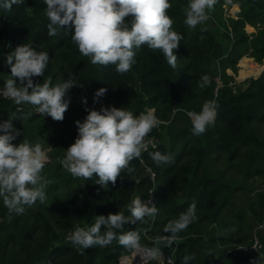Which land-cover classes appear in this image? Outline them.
Instances as JSON below:
<instances>
[{"label": "trees", "instance_id": "trees-1", "mask_svg": "<svg viewBox=\"0 0 264 264\" xmlns=\"http://www.w3.org/2000/svg\"><path fill=\"white\" fill-rule=\"evenodd\" d=\"M220 2H235L239 13L234 21H228L229 25L222 22L217 28H213V14L208 15L211 31L201 24L189 29L185 19L181 23V9L189 0L168 9L172 29L182 36L174 53L175 68L159 50L152 51L145 45L134 49V63L124 74L117 73L114 65L91 64L88 57L79 53L70 36L60 32L50 37L44 0H22L11 10L0 9V90L11 75L5 59L23 44L49 55L44 75L33 77L34 84L51 81V86H55L68 80L76 84L68 90L65 99L69 106L60 122L41 116L31 105L18 106L0 95V123L14 114L22 117L32 113L28 119L12 120L13 127L21 132L12 143L18 146L27 140L32 144L46 135L54 143L53 158L58 161L53 168L45 169L44 179L53 189L48 197L52 207L50 217L39 202L24 214L10 217L0 201V264H117V258L129 250L115 241L104 248L84 250L74 247L67 237L76 226L93 225L96 216L118 212L129 215L127 205L137 196L144 201L148 191L152 192L157 215L147 218L148 223L126 224L125 231L139 228L148 229L149 236L161 235L169 221L178 219L195 202L197 219L178 234L181 242L175 247L173 264H183L186 255L194 257L188 264H254L248 255L232 254L233 246L247 243L253 223L264 219L261 196L257 208L249 212L243 203L244 195L253 189V178L264 182V70L258 78L248 79L244 89L235 92L224 70H233L242 56L238 50L244 45L255 61L263 58L264 32L259 31L247 43L249 37L243 27L264 23V0ZM204 75L210 78V83L202 88L199 84ZM16 83L19 86L18 80ZM101 88L107 89L97 98L104 101L103 108H124L134 116L155 109V116L162 121L148 135L154 138L155 147L142 153L143 164L134 159L130 166L136 171L131 175L122 172L116 184L109 183L108 187L95 184L96 177L74 178L61 169L64 156L60 149L67 141L66 124L73 119L83 122L88 114L86 108L96 111L102 108L93 102L94 93ZM85 99L86 104L82 103ZM210 100L218 104L215 122L202 135L195 136L187 112H199ZM18 108L23 112H17ZM77 136L76 129L70 139L72 144ZM155 151L171 154L172 163L157 167L150 158ZM247 181H250L248 188ZM228 214L233 223L214 230L212 225ZM201 226H206V230L199 231ZM257 239L260 253L264 254V241L259 235ZM141 244L153 246L145 239ZM218 245L223 246V257L215 252ZM172 248L173 245L162 248L163 254L170 253ZM229 256L230 260H226Z\"/></svg>", "mask_w": 264, "mask_h": 264}, {"label": "clouds", "instance_id": "clouds-1", "mask_svg": "<svg viewBox=\"0 0 264 264\" xmlns=\"http://www.w3.org/2000/svg\"><path fill=\"white\" fill-rule=\"evenodd\" d=\"M22 0H0V9L11 10ZM47 5L44 14L49 23L47 34L56 36L62 32L70 36L79 53L90 59L91 64L114 65L119 74L130 71L135 52L141 46L152 51L159 50L167 63L176 67L174 54L180 46L182 36L172 29L173 20L167 15L172 7L169 0H44ZM216 0H189L184 23L189 29L207 20V12ZM49 62L47 52H37L30 45L18 46L5 59L10 66V78L4 83L0 95L11 99L16 105H31L41 116H48L60 122L64 119L69 101L67 92L76 86L74 80L51 86V81L33 83V77L44 75ZM19 81L17 86L16 81ZM200 87L210 83L204 75L200 78ZM107 89L101 88L94 93L93 102L102 97ZM82 103H87L86 99ZM218 104L215 100L206 101L199 112L189 111L191 132L202 135L207 127L214 124ZM83 122L76 121L78 136L65 151L61 160L62 167L74 178L84 180L96 177L95 184L101 187L113 186L122 172L131 175L136 169L131 165L134 159H141L148 150L147 140L151 131L162 121L155 116V109L134 116L124 108H101L88 110ZM17 112H23L18 108ZM31 112L13 115L0 123V200L7 208L9 216L22 215L27 208L37 202L46 201L45 180L41 175L48 161L46 151L41 144H30L23 140L18 146L12 142L21 135L13 127L12 120L28 119ZM155 147V145H153ZM157 167L172 163L171 154L155 151L150 154ZM139 181H137L138 183ZM152 192L149 193L151 196ZM129 215L118 212L107 216L95 217V223L87 228L76 226L67 239L78 249L107 247L115 241L118 246L139 255L142 264L157 261L165 264L162 248L171 247L178 234L197 219L196 203L189 205L186 212L176 220L169 221L162 229L163 234L153 238V246L140 243L143 229L124 230V225L148 223L154 218L158 208L153 201H142L137 196L127 205ZM103 226V231L101 230ZM163 246V247H161ZM193 256L183 257L188 264Z\"/></svg>", "mask_w": 264, "mask_h": 264}, {"label": "rangeland", "instance_id": "rangeland-1", "mask_svg": "<svg viewBox=\"0 0 264 264\" xmlns=\"http://www.w3.org/2000/svg\"><path fill=\"white\" fill-rule=\"evenodd\" d=\"M184 1L185 0H169V3L172 6H181L180 4H183ZM187 4L184 8L181 9V23L184 19H186ZM237 13H239V6L235 2L228 3V2H220V0H216L214 7L211 10H208V12H207V17H208L207 20L205 22L201 23V25L204 26L206 30L211 31L212 25H211V21L209 19V16L211 14H213L212 23L215 25V27H213V28H217V26L222 22L224 23V25H226V24L229 25L228 21L229 20L234 21L236 19ZM197 26H199V25H197ZM259 31L264 32V23L263 24L257 23L254 26L244 25L243 32L247 37H249L247 43L252 41L253 38L255 37V35ZM262 36L264 37V33L262 34ZM238 53H241L242 56L239 59H237L236 63L233 66V70L230 68H226L224 70L225 74L230 78L229 85H231L233 92H235L236 90L244 89L246 86V81L248 79L258 78V76L264 70V56L259 61H255L249 55L250 51H249V49L247 50L246 45L242 46V48H240L238 50ZM256 66H258V68H260L258 73H257L258 69L255 68ZM256 73H257V77H255ZM214 80H215V82H217L216 79H214ZM67 95H68V92H67ZM147 111H145V113ZM75 122H76L75 119H73V121L71 123L66 124L65 138L67 141L64 143L62 149H60L63 156H65V151L68 149V147L72 145V142L70 141V139L75 134L76 129H77V127L75 126ZM153 139L151 138L153 143H155V140H153ZM36 143L41 144L42 148L46 151L47 156H48V161L45 164L43 172L41 173V175L44 177L45 176V169L46 168H49V169L53 168L54 165L58 162L56 158L55 159L53 158V151L52 150L54 148V143L51 144L49 139L46 138V135H43V136L39 137L38 139H36V141L33 142L32 145H35ZM61 169H62V171H67L62 167V164H61ZM225 179L227 180L228 176ZM260 181L261 180L256 178V177L253 178V189H251L249 191V193L244 195L243 203L246 206L248 212H249V209H251V208H257V204L259 202V200H258L259 196H261L262 200L264 201V182H260ZM45 185H46L45 186V192H46L47 198H46V201L43 203V206L41 208H42V210L44 209V213L50 217L52 215V207H51L50 203L48 202V197L52 196L53 189H52V185L49 184V181H47V180H45ZM249 186H250V181H247L246 187L248 188ZM49 188L51 190H48ZM233 198H237V196L234 195ZM0 201H2V200H0ZM231 223H233V222L231 220L230 215L228 214L226 218L223 216L220 217V221L218 223L212 225V226H213L214 230H219V228H221L223 225H229ZM204 229L206 230V226H201L199 228V231L203 232ZM161 235H164V234H161ZM258 235L262 238V241H264V219H262L260 222L253 223L252 228L250 230V234H249V240L245 244H239L237 246H233V247H235L234 248L235 251L233 252L232 255H234L236 253H239V255L241 257L248 255L251 257L254 264H264V259H262V258H264V254L260 253V244H259L260 242L257 239ZM153 237H155V236H149V235L144 236V235H142V231H141L140 243L142 242V239H145V241L147 242V240H150ZM179 242H181V239L178 237V239L176 241V245H178ZM222 247H223L222 245H218L216 250H215V252L221 254V257L224 256V251H223ZM243 248L246 249L245 252H242L240 250ZM15 251H16L15 249H12V253H15ZM249 254H251V255H249ZM230 258H231V256L227 257L226 260H230ZM207 264H209V263H207Z\"/></svg>", "mask_w": 264, "mask_h": 264}, {"label": "built area", "instance_id": "built-area-1", "mask_svg": "<svg viewBox=\"0 0 264 264\" xmlns=\"http://www.w3.org/2000/svg\"><path fill=\"white\" fill-rule=\"evenodd\" d=\"M2 97H4V96H2ZM94 104H96V106L103 107L104 101L102 99H97V102H95ZM147 140L151 142V143H149L148 150L154 149L153 145H155V143H153V141L151 140V137L148 136ZM148 150L143 152V153L148 152ZM138 162L141 165L143 164L142 159H138ZM145 171L149 172V170L147 168L145 169ZM149 178L152 181V174H150V173H149ZM150 192L151 191H148V196H147V198L144 199V202H147L149 199H151L153 201L152 194H151V196H149ZM147 233H148V229L145 231H142V235H144V236H148ZM153 238H151L150 240H147V242H149L150 244H153ZM176 241L172 244L173 248H172L171 252L167 253V254H163V259L165 261V264H173L174 263L173 257H174L175 247H176ZM146 247H149V246H146ZM240 250L242 252L246 251V249H244V248L240 249ZM139 255H142V253H140ZM139 255L133 251H129L127 254L121 255L120 257L117 258V264H142V261H141V258Z\"/></svg>", "mask_w": 264, "mask_h": 264}, {"label": "bare ground", "instance_id": "bare-ground-1", "mask_svg": "<svg viewBox=\"0 0 264 264\" xmlns=\"http://www.w3.org/2000/svg\"><path fill=\"white\" fill-rule=\"evenodd\" d=\"M255 68L258 69V70H257V73H258L259 70H260V68H258V66H256ZM247 73H248V72H247ZM257 73H256V75H257ZM255 77H257V76H255Z\"/></svg>", "mask_w": 264, "mask_h": 264}, {"label": "water", "instance_id": "water-1", "mask_svg": "<svg viewBox=\"0 0 264 264\" xmlns=\"http://www.w3.org/2000/svg\"><path fill=\"white\" fill-rule=\"evenodd\" d=\"M257 76V75H256Z\"/></svg>", "mask_w": 264, "mask_h": 264}]
</instances>
